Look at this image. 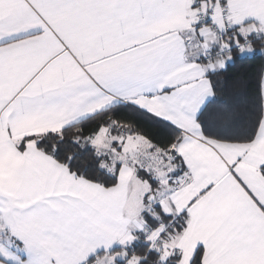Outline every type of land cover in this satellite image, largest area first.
Listing matches in <instances>:
<instances>
[{"label": "crops", "instance_id": "0c3cea01", "mask_svg": "<svg viewBox=\"0 0 264 264\" xmlns=\"http://www.w3.org/2000/svg\"><path fill=\"white\" fill-rule=\"evenodd\" d=\"M226 4L227 22L208 4L228 27L219 35L194 23L192 0H0V264H83L99 253L93 264H141L126 248L160 214L181 219L169 240L176 264L198 252L202 264H264V115L251 142L208 138L198 122L214 96L209 74L222 68L206 49L248 54L236 46L256 32L264 41V0ZM261 88L264 103V70ZM118 103L182 131L172 153L158 152L182 173L148 210L132 163L115 160L117 183L104 187L37 146ZM113 137L103 150L130 137L135 149L151 145Z\"/></svg>", "mask_w": 264, "mask_h": 264}, {"label": "trees", "instance_id": "16d2710c", "mask_svg": "<svg viewBox=\"0 0 264 264\" xmlns=\"http://www.w3.org/2000/svg\"><path fill=\"white\" fill-rule=\"evenodd\" d=\"M252 48L253 52L248 54L234 49L233 60L209 74L214 96L198 116L206 137L228 142H251L255 138L264 115L261 88L264 41L254 40ZM103 128H109L121 139L126 135H140L148 140L152 149L168 154L173 152L182 136L180 129L139 107L131 103H118L58 132L46 133L37 140V146L79 176L111 187L117 183V173L110 170V166L114 163L112 166L115 165L114 169L117 170L119 163H115L111 151H101L91 143V139ZM117 143L115 141L113 145ZM177 159L174 163L178 162ZM169 219L160 214L152 225ZM181 228L182 223L178 225L177 232ZM148 247L140 229L136 233V241L126 249L129 255L137 254L140 258L145 255L144 259L141 258V264H156L158 254L148 251ZM101 254L92 256L83 264H93ZM175 258L171 255L168 263L176 264ZM191 264H202L201 252L197 253Z\"/></svg>", "mask_w": 264, "mask_h": 264}, {"label": "built area", "instance_id": "2783aa9c", "mask_svg": "<svg viewBox=\"0 0 264 264\" xmlns=\"http://www.w3.org/2000/svg\"><path fill=\"white\" fill-rule=\"evenodd\" d=\"M213 2L215 8L217 9L220 17L227 22L229 18V10L226 4V0H192V6L195 11L194 23L198 25H207L215 33L223 35L228 31V27L224 31H220L217 25L212 21L211 11L208 10V4ZM262 35L256 32L253 37L246 38L244 41L239 43L236 47L239 50L251 53L253 51L252 44L254 40L261 39ZM233 50L232 46H211L205 51V59L207 62L219 63L220 66L225 67L229 62L233 60ZM181 223L180 216H173L167 221H159V223L154 226L148 223H143L141 229L143 232V239L149 245L148 251L156 252L158 254V260L156 264H169V258L171 255V250L169 247V240L177 235V227ZM146 256H141L145 258Z\"/></svg>", "mask_w": 264, "mask_h": 264}, {"label": "rangeland", "instance_id": "374dc122", "mask_svg": "<svg viewBox=\"0 0 264 264\" xmlns=\"http://www.w3.org/2000/svg\"><path fill=\"white\" fill-rule=\"evenodd\" d=\"M113 136L115 135L111 132L109 128H103L102 131L96 137H93L91 143L96 146L97 149L102 151L107 147L109 148L112 140H114ZM130 139L131 137L127 139L126 143L121 145V150H118V148L114 147L115 150H111V152L114 155V161L124 160L127 163H132L136 170L139 171V173L141 174L143 187H141L140 190L143 194H145L146 192L145 208L147 207L146 210H148L151 208L147 200L150 198L149 196L153 193L154 196L157 198L160 193H162V186L164 185L168 188L171 184L175 182L177 177H179L182 172L181 169L176 166V164L170 165L171 163L169 162V159L166 160L163 155H159L158 152L160 151L152 149V147H150L151 145L143 146V144H140V146L135 149V144L138 143H131ZM112 165L113 163H111V168L113 167ZM139 197V189L134 190L133 200ZM139 229H141V225L139 226ZM134 260H136V258Z\"/></svg>", "mask_w": 264, "mask_h": 264}, {"label": "bare ground", "instance_id": "6f19581e", "mask_svg": "<svg viewBox=\"0 0 264 264\" xmlns=\"http://www.w3.org/2000/svg\"><path fill=\"white\" fill-rule=\"evenodd\" d=\"M209 4H211L212 5V8H213V6H214L213 2H210Z\"/></svg>", "mask_w": 264, "mask_h": 264}, {"label": "water", "instance_id": "95a60500", "mask_svg": "<svg viewBox=\"0 0 264 264\" xmlns=\"http://www.w3.org/2000/svg\"><path fill=\"white\" fill-rule=\"evenodd\" d=\"M153 197V196H152Z\"/></svg>", "mask_w": 264, "mask_h": 264}]
</instances>
